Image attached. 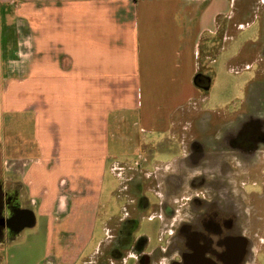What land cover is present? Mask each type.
<instances>
[{"label":"crops","instance_id":"0c3cea01","mask_svg":"<svg viewBox=\"0 0 264 264\" xmlns=\"http://www.w3.org/2000/svg\"><path fill=\"white\" fill-rule=\"evenodd\" d=\"M232 2L0 0L3 101L9 96L7 104L13 106L22 90H38V102L16 114L30 120L37 138L43 113L49 110L50 119L51 111L56 117V108L68 107L66 128H55L56 134L64 132V149L57 138L48 150L18 137L6 145L4 216L10 218L14 206L34 217L30 227L4 230L0 251L11 250L6 264H89L85 253L95 228L80 217L97 213L105 153L143 152L153 143L160 147L165 142L149 138L177 131L175 121L181 123L185 108L203 112L209 99L202 90L213 82L214 60L206 51L220 20L231 18ZM73 136L79 138L76 144L68 142ZM116 163L109 165L111 176ZM44 166L53 178L44 176ZM259 244L262 258L255 262L263 264L264 240ZM159 249V264H170L175 256L166 254L167 244ZM22 252L24 257L18 256Z\"/></svg>","mask_w":264,"mask_h":264},{"label":"rangeland","instance_id":"374dc122","mask_svg":"<svg viewBox=\"0 0 264 264\" xmlns=\"http://www.w3.org/2000/svg\"><path fill=\"white\" fill-rule=\"evenodd\" d=\"M230 17V19L220 20L209 49L206 51L210 59L214 60L210 64L213 82L210 88L208 86V88L202 90L203 95L208 94L209 99L203 107V112L196 111L194 106L185 108L181 112L183 118L181 123L175 121L174 128L177 131L171 132L167 138H149L151 140L161 139V142H165L160 147L153 143L151 149H146L143 152L130 154L120 152L115 155L112 154L115 152L107 151L105 153L102 160L103 165L106 166L104 184L101 186L100 200L97 203L95 201L97 213L91 218L85 215L80 217V221H83L84 225L90 222V226L95 228L94 240L85 253V256L89 257V264H143L142 259L144 256L149 257L148 264H159V248L165 245L167 241H171V233L175 232L172 225L173 223L176 225L180 215L169 221L164 216L158 217L157 214H161V212L157 213L153 209L137 213L133 203L130 207L126 206L127 202L122 200L125 199L122 192H131L129 188L131 178L138 177L137 175L141 174L142 177H144L143 175L152 179L154 177L160 193L175 191L177 190L176 182L182 174L181 161L191 162L194 157L203 159L205 156L207 158L210 153H217L219 149L231 145L226 140L229 135L228 127L234 126L232 134H236V130L241 129V125L238 123L239 119H264V0H233ZM227 65L231 67L232 73L224 67ZM3 91L6 90L0 82V209L2 198L1 170L3 160L6 158L7 143H11L13 140L17 141L18 137L24 144L38 143L42 148L48 150L49 146L52 145V140L57 138L61 141V147L64 149L66 141L64 132L61 131L56 134L55 128H66L64 116L68 114V107H64V103L63 108H56V117L53 116L54 112L51 111V118L49 119L50 113L49 110H46L42 116L45 120L40 119L38 125L41 137L37 138L35 128H32L30 120L26 116H17L16 114L25 113L21 108L36 100L37 95H39L38 90H22V99L13 106L7 104L9 96H5L3 101ZM42 95L48 96L44 92H42ZM37 102L38 100H36ZM46 105H49L48 102H46ZM11 107L14 108V111H11ZM220 113H223L225 117L222 118ZM9 117H12V119L8 127ZM24 118H26V121ZM236 124L237 127H235ZM182 128L183 130H180ZM262 128L264 129V124ZM71 140L76 144L79 138L74 136L68 138V142ZM259 141L258 146H264V137H261ZM239 143L243 146L255 144L247 138L241 139ZM178 145L183 146L178 148ZM193 151L197 152L198 155L194 156ZM78 155L73 154V157ZM253 158L249 159L254 160ZM115 160L118 163L114 165V169H112L113 176H111L108 169L110 163ZM236 160L238 159L236 158ZM215 162L217 161L215 160ZM160 170L165 173L158 176L157 171ZM184 170L185 180L181 189L184 200H181L179 205L183 204L185 206L184 215L190 219L194 212L192 207H188L186 204L189 203L192 196L198 194L199 185L196 187V185L190 186L189 184L192 176L195 175L194 167ZM50 173L48 167L44 166V176L51 175L53 178L54 175ZM168 178L173 179L167 180ZM146 182L152 183L151 180ZM164 183L168 185H165V190ZM244 183V177L231 180L232 191L236 196L243 190ZM223 186L224 184H222ZM202 188L200 191L205 193L203 186ZM245 189L250 190L249 187ZM247 192L249 193V191ZM146 195L150 197L152 202L157 201L149 194ZM216 195L219 197L224 196L220 191ZM241 196L246 197V194L242 193ZM246 200L251 203L249 198ZM173 207L178 208L179 206L176 204ZM123 208H126V211L137 219L135 222L136 227L132 229L130 234H121L119 228L117 229L118 222L124 218L125 211ZM86 217H88V220ZM74 219L77 221V217H74ZM251 220L252 217H246L245 222L248 226L253 225V220ZM261 226L262 224L255 225L254 234H258L259 239H255L256 242L252 247L254 258L248 264H256L255 258H258V256L262 258L260 253L263 249L257 248V246L260 247L259 243L264 240V230L261 229ZM3 236L4 233H1L0 245L4 241ZM120 240L124 242L118 244ZM95 244L98 245L93 251ZM2 250L0 256L3 255L4 259L0 264H6V258L8 259L11 256V250L5 249L4 252ZM18 256L24 257V252ZM16 264L20 263L17 261Z\"/></svg>","mask_w":264,"mask_h":264},{"label":"flooded vegetation","instance_id":"af4514ba","mask_svg":"<svg viewBox=\"0 0 264 264\" xmlns=\"http://www.w3.org/2000/svg\"><path fill=\"white\" fill-rule=\"evenodd\" d=\"M238 123L241 129L236 130V134H232L234 126L228 127L229 135L226 140L231 145L219 149L217 153H210L207 158L194 157L191 162L181 161L182 174L176 182L177 190L160 193L156 178L152 179L145 175L142 177L141 174L131 178L130 193L122 192L125 198L122 200L127 202L126 206L130 207L133 203L137 213L153 209L157 213L161 212L157 214L158 217L164 216L169 221L180 215L176 225L174 223L172 225L175 232L171 233V241L166 242L168 247L166 254L170 257L175 256L170 259V264H248L254 258L252 247L255 239H259L258 234H254L255 225L262 224L261 229L264 230V146H258L259 140L264 137L262 128L264 119H239ZM244 138L255 144L241 145L239 141ZM193 152L194 156L198 155L197 152ZM251 157H254V160H250ZM192 167L195 169V175L189 184L196 187L199 185V192L186 204L188 207L191 206L194 212L188 219L184 215L185 206L179 205V202L184 200V194L181 192L185 180L184 169ZM243 177L245 182L243 190L236 196L230 182ZM169 179L173 178L167 180ZM150 180L152 183L146 182ZM165 185L168 186L164 183V190ZM202 186L205 193L200 191L203 189ZM248 187L250 190L245 189ZM219 191L224 194L223 197L216 195ZM242 193H245L246 197H242ZM146 194L157 201L152 202ZM1 196L0 234L7 228H18L27 217V214L16 211L13 206L10 209L14 214L6 218L4 215L8 211L7 201L2 193ZM248 198L251 203L246 200ZM176 204L178 208L173 207ZM123 210L124 218L118 222L117 229L119 228L121 234H130L136 227L137 219L131 216L126 208ZM246 217H252L253 225L246 224ZM257 231L259 232L258 229ZM123 242L120 240L118 244ZM148 261L149 257L144 256L143 264H148Z\"/></svg>","mask_w":264,"mask_h":264},{"label":"water","instance_id":"95a60500","mask_svg":"<svg viewBox=\"0 0 264 264\" xmlns=\"http://www.w3.org/2000/svg\"><path fill=\"white\" fill-rule=\"evenodd\" d=\"M27 214V217L19 224L18 228H23L24 226L30 227L34 224V217L32 212L21 211Z\"/></svg>","mask_w":264,"mask_h":264}]
</instances>
